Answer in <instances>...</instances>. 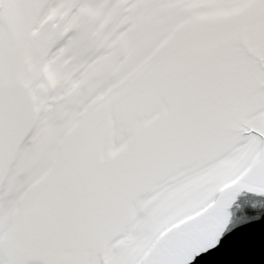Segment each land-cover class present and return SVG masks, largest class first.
I'll return each instance as SVG.
<instances>
[{
    "label": "snow or ice",
    "instance_id": "1",
    "mask_svg": "<svg viewBox=\"0 0 264 264\" xmlns=\"http://www.w3.org/2000/svg\"><path fill=\"white\" fill-rule=\"evenodd\" d=\"M0 264H264V0H0Z\"/></svg>",
    "mask_w": 264,
    "mask_h": 264
}]
</instances>
